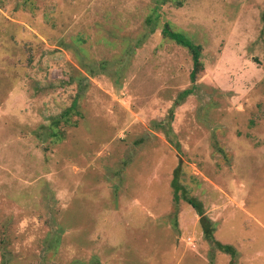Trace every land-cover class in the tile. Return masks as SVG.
I'll return each mask as SVG.
<instances>
[{"label": "rangeland", "instance_id": "374dc122", "mask_svg": "<svg viewBox=\"0 0 264 264\" xmlns=\"http://www.w3.org/2000/svg\"><path fill=\"white\" fill-rule=\"evenodd\" d=\"M0 264H264V0H0Z\"/></svg>", "mask_w": 264, "mask_h": 264}, {"label": "trees", "instance_id": "16d2710c", "mask_svg": "<svg viewBox=\"0 0 264 264\" xmlns=\"http://www.w3.org/2000/svg\"><path fill=\"white\" fill-rule=\"evenodd\" d=\"M163 36L174 41L178 45H181L182 47L186 48L188 52L191 54L193 69L190 72V78L192 81H194L198 72L202 70V66H203L200 60V55H201L200 45H194L191 42H189L182 34L171 31L168 25H165L163 29ZM185 94H187V91H185L183 95ZM51 136L53 138V141L55 142L56 140L61 141L63 139V134L59 131H56L55 129L52 131Z\"/></svg>", "mask_w": 264, "mask_h": 264}]
</instances>
